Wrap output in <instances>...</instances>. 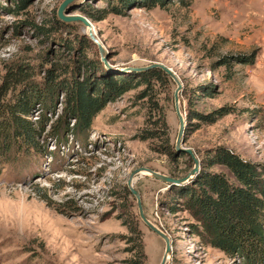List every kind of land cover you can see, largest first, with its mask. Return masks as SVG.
I'll return each mask as SVG.
<instances>
[{"label": "rangeland", "instance_id": "1", "mask_svg": "<svg viewBox=\"0 0 264 264\" xmlns=\"http://www.w3.org/2000/svg\"><path fill=\"white\" fill-rule=\"evenodd\" d=\"M64 1L0 0L4 99L12 101L31 86L42 93L34 96L28 117L40 149L17 144L9 157H0V264H129L138 260L132 251L137 229L144 263L161 264L165 243L141 220L127 182L143 167L186 177L194 163L175 150L177 85L167 74L168 80L138 85L141 69L162 64L178 76L185 118L191 97L198 114L214 115V122L188 121L184 134V146L194 150L201 169L202 159L217 148L264 166V0H166L152 9L139 0L123 14L115 13L114 0L72 1L64 13L91 23L104 55L80 22L59 20ZM227 56L253 61L219 64ZM17 67L30 74L20 86L13 78L6 82ZM64 69H79L80 81L126 78L137 87L112 96L87 131H74L65 90L57 86L52 101L43 90L50 74L53 79ZM68 75H59L58 82ZM208 170L235 181L223 166ZM134 188L146 217L172 239L167 264H246L204 245L191 233L195 221L188 213L173 214L162 205L168 185L142 175Z\"/></svg>", "mask_w": 264, "mask_h": 264}, {"label": "trees", "instance_id": "2", "mask_svg": "<svg viewBox=\"0 0 264 264\" xmlns=\"http://www.w3.org/2000/svg\"><path fill=\"white\" fill-rule=\"evenodd\" d=\"M23 1L20 0V4ZM165 1L144 0L142 5L152 9L156 6L163 7ZM111 2L113 0H110V4ZM137 2L139 0H114L112 4L115 13L123 14L125 9L136 5ZM179 2L190 5L192 0ZM87 40L91 41L89 38ZM232 58L223 57L219 64L229 67L231 60L237 64H249L253 61V58L248 56ZM64 70L56 73L53 79L50 74L51 80L43 86V90L46 91V101H52L57 86L65 90L69 110L75 118L74 131H87L112 96L123 95L137 87L126 78H105L93 83L89 79L80 81L77 79L79 69H73L71 72ZM66 73L69 74L68 77L58 82L59 75L64 76ZM139 76L141 82L138 85L148 84L151 80H168V76L159 69H151ZM11 78L14 84L20 86L30 78V74L25 73L22 67H17L15 71L10 70L6 82ZM32 87L30 90H19V94L15 99L12 98V101H5V93L0 88V157L3 159L10 156L17 144H25L36 151L40 149L36 141L39 132L36 124L29 121L28 117L32 113L34 96L38 97L42 93L38 92V86ZM14 88H8V91H13ZM200 90L196 92L199 93ZM188 103L190 108L186 117L185 134L188 121H215L214 115L203 117L192 109L193 97L188 98ZM217 113L225 115L223 110ZM166 153L174 155L170 148H167ZM211 153L212 158L202 159V169L191 182L170 187L167 200L162 202V205L173 214L188 213L195 221V224H190L191 233L200 238L204 245L218 249L230 258L241 257L246 264H264V166L246 162L226 148H217ZM216 165L228 169L235 181H230L223 173L208 170ZM134 234L132 240L135 241V246L132 251H135L138 260H131L129 264H145L142 232L137 229Z\"/></svg>", "mask_w": 264, "mask_h": 264}, {"label": "water", "instance_id": "3", "mask_svg": "<svg viewBox=\"0 0 264 264\" xmlns=\"http://www.w3.org/2000/svg\"><path fill=\"white\" fill-rule=\"evenodd\" d=\"M74 0H65L61 6L58 9V18L64 23H71V22H80L88 31L87 35L90 40H92L100 50V53L104 55L106 53L105 49L100 44V41L96 38L95 33L92 29L91 23L83 16L80 15H68L65 14V10L67 6ZM151 69H159L163 71L165 74H167L177 85L175 94H174V101H175V110L176 114L179 120V129L177 134V140L175 145V150L178 154L184 153L191 157L194 163V167L189 172V174L186 177L182 178H173L167 175H164L162 173L156 172L149 168H140L132 172V174L129 177V180L127 182V186L132 192V194L136 197L137 203H138V210L139 215L143 223L151 230L154 234H156L158 237H160L164 243H165V254L162 259L161 264H167L170 256L172 255V239L168 234H166L162 229H160L158 226L153 224L145 215L141 195L140 193L134 188L133 186V180L135 177L140 176L141 173H144L143 175H147L154 180H158L160 182H163L164 184L171 186H183L189 182H191L201 171V161L196 156L193 149L185 147L184 144V134H185V128H186V118L184 116V113L181 110L180 107V93L183 89V85L178 78V76L169 68L163 66L162 64H153L147 68L141 69V72H146Z\"/></svg>", "mask_w": 264, "mask_h": 264}, {"label": "bare ground", "instance_id": "4", "mask_svg": "<svg viewBox=\"0 0 264 264\" xmlns=\"http://www.w3.org/2000/svg\"><path fill=\"white\" fill-rule=\"evenodd\" d=\"M93 31H94V30H93ZM143 174H144V173H141L140 176H142ZM140 176H139V177H140ZM137 178H138V176L134 178V180H133V186H134V183H135V181H136Z\"/></svg>", "mask_w": 264, "mask_h": 264}]
</instances>
